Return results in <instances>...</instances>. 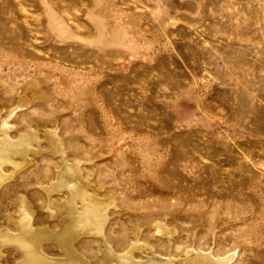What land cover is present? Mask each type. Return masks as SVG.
<instances>
[{
  "label": "rangeland",
  "instance_id": "rangeland-1",
  "mask_svg": "<svg viewBox=\"0 0 264 264\" xmlns=\"http://www.w3.org/2000/svg\"><path fill=\"white\" fill-rule=\"evenodd\" d=\"M24 97L12 132L35 128L44 151L3 189V210L55 180L44 135L56 131L116 198L119 252L134 226L159 237L165 221L177 257L264 264V0H0V124Z\"/></svg>",
  "mask_w": 264,
  "mask_h": 264
},
{
  "label": "bare ground",
  "instance_id": "bare-ground-1",
  "mask_svg": "<svg viewBox=\"0 0 264 264\" xmlns=\"http://www.w3.org/2000/svg\"><path fill=\"white\" fill-rule=\"evenodd\" d=\"M32 87L37 88L35 83ZM29 102L28 98H20L16 107L5 110L0 124V218L1 215L6 218V223L0 225V258L9 249L13 264H94L89 253L94 248L92 243L99 242L102 264H224L233 259V253L215 257L194 249L175 256L172 244L177 228L165 221L154 225L159 237L149 234L143 239L141 227L134 226L130 243L119 252L107 234L111 209L118 207L116 198L107 192L101 193L104 188L101 180L92 184L85 178L81 161L69 158L64 141L56 131H46L44 135L45 147L60 163L55 180L49 185L41 184L39 197L33 194L35 188L30 184L17 189L10 207L3 210V189L9 187V181L25 175L26 170L35 169V161L44 151L42 138L35 128L25 127L17 135L12 132L17 128L13 122L20 115V109ZM38 200L42 201L40 205L35 203ZM55 220L58 226L53 228L51 224ZM82 236H86V243L78 244ZM111 236L118 246L126 243L123 234ZM158 246L166 252H159ZM136 252L145 257L137 256Z\"/></svg>",
  "mask_w": 264,
  "mask_h": 264
}]
</instances>
